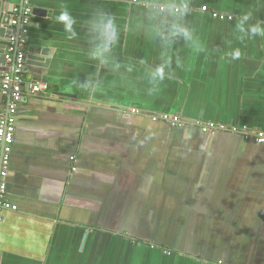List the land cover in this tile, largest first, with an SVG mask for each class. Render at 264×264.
I'll list each match as a JSON object with an SVG mask.
<instances>
[{
	"label": "crops",
	"instance_id": "1",
	"mask_svg": "<svg viewBox=\"0 0 264 264\" xmlns=\"http://www.w3.org/2000/svg\"><path fill=\"white\" fill-rule=\"evenodd\" d=\"M30 3L0 264H264V0Z\"/></svg>",
	"mask_w": 264,
	"mask_h": 264
},
{
	"label": "built area",
	"instance_id": "2",
	"mask_svg": "<svg viewBox=\"0 0 264 264\" xmlns=\"http://www.w3.org/2000/svg\"><path fill=\"white\" fill-rule=\"evenodd\" d=\"M188 6L173 7L174 12H179L182 9H187ZM160 9L165 10L166 6H160ZM33 6L30 0H22L20 6L15 5L13 9L6 12L0 21V28L9 31V35L5 40V58L6 62L12 65V68L3 71L0 90L2 94L8 97L5 111L0 114V252H1V235L4 217L1 214L3 210H17V205L11 203L7 199V178L9 174L11 155L15 139L17 111L24 98L26 92L31 94L46 93L50 90V85L44 81H36L29 84L26 88L24 78L25 66L27 63L29 28L33 16ZM202 11L211 12L212 16L221 20L232 18L231 14L210 11L208 6H203ZM27 89V90H26ZM139 113L137 109L132 110ZM153 120H165L172 126L182 127L187 122L180 119L178 116L171 113H160L152 116ZM197 125L204 132L215 133L220 129H225L226 126L215 122L197 121ZM236 132H241L248 139H253L258 144L264 143V130L252 129L247 126L233 127Z\"/></svg>",
	"mask_w": 264,
	"mask_h": 264
},
{
	"label": "water",
	"instance_id": "3",
	"mask_svg": "<svg viewBox=\"0 0 264 264\" xmlns=\"http://www.w3.org/2000/svg\"><path fill=\"white\" fill-rule=\"evenodd\" d=\"M42 11H45V10H41L40 8H34V10H33V14H36V15H40V14H44V13H42ZM0 35L2 36V37H6L7 38V36L9 35V31H7V30H5V29H2V28H0ZM5 38V39H6ZM5 44L3 45V50L0 52V53H3V58H2V63L0 64V65H4L5 63H6V58H5ZM27 63H33V62H30L29 61V59H35V60H39V61H41V62H47L48 60H46L45 58H43V57H41V56H38L37 54H33V55H29L28 57H27ZM33 64H36V65H44V64H41V63H33ZM27 88V87H26ZM209 133H211V132H209ZM211 134H213V133H211Z\"/></svg>",
	"mask_w": 264,
	"mask_h": 264
},
{
	"label": "clouds",
	"instance_id": "4",
	"mask_svg": "<svg viewBox=\"0 0 264 264\" xmlns=\"http://www.w3.org/2000/svg\"><path fill=\"white\" fill-rule=\"evenodd\" d=\"M109 28H110V24L105 26V34L107 35V38L110 40L111 38H114V34H113L111 37L108 36V34H107V30H108ZM256 31H257L256 28H253V29H252V32H256ZM262 35H264V33H262ZM235 55H236V56H239V52L235 53Z\"/></svg>",
	"mask_w": 264,
	"mask_h": 264
},
{
	"label": "rangeland",
	"instance_id": "5",
	"mask_svg": "<svg viewBox=\"0 0 264 264\" xmlns=\"http://www.w3.org/2000/svg\"><path fill=\"white\" fill-rule=\"evenodd\" d=\"M173 219H175V220H179V218H173ZM146 225L149 226V222H147Z\"/></svg>",
	"mask_w": 264,
	"mask_h": 264
}]
</instances>
